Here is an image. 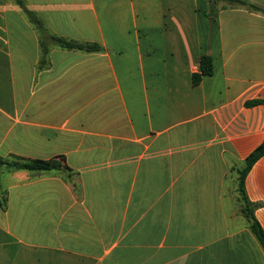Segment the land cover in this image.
I'll use <instances>...</instances> for the list:
<instances>
[{"label":"crops","instance_id":"crops-1","mask_svg":"<svg viewBox=\"0 0 264 264\" xmlns=\"http://www.w3.org/2000/svg\"><path fill=\"white\" fill-rule=\"evenodd\" d=\"M21 1L0 0V158L66 167L0 166V264H264L237 183L264 141V13ZM245 189L264 231V156Z\"/></svg>","mask_w":264,"mask_h":264},{"label":"trees","instance_id":"trees-1","mask_svg":"<svg viewBox=\"0 0 264 264\" xmlns=\"http://www.w3.org/2000/svg\"><path fill=\"white\" fill-rule=\"evenodd\" d=\"M18 3H22L21 0H16ZM214 2L223 1L225 7L230 8H246L251 11L264 13V8L250 3L246 0H213ZM53 42L62 49L66 50H78L83 52H94L100 48L97 45L84 44L73 40H67L62 37L52 36ZM213 60L210 55H203L201 57L199 72L195 73L192 78L194 86L201 83L203 77L211 76L213 74ZM264 156V141L255 148L245 159L243 166L237 170V183L240 193V201L242 202L241 211L249 222V227L252 233L260 242L264 249V231L255 217V210L258 208V203L251 202L246 194L245 179L250 172L254 164ZM0 166L10 169L11 171H26L47 173L51 171H60L66 166L62 162V158L57 157L50 160L30 159L21 156H13L10 160H4L0 158Z\"/></svg>","mask_w":264,"mask_h":264},{"label":"water","instance_id":"water-1","mask_svg":"<svg viewBox=\"0 0 264 264\" xmlns=\"http://www.w3.org/2000/svg\"><path fill=\"white\" fill-rule=\"evenodd\" d=\"M212 7H213V8L215 7V4H214V3L212 4Z\"/></svg>","mask_w":264,"mask_h":264}]
</instances>
